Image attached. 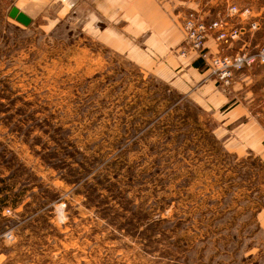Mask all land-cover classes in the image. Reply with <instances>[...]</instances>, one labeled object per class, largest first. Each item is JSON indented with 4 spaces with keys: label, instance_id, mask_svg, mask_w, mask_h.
Returning a JSON list of instances; mask_svg holds the SVG:
<instances>
[{
    "label": "rangeland",
    "instance_id": "1",
    "mask_svg": "<svg viewBox=\"0 0 264 264\" xmlns=\"http://www.w3.org/2000/svg\"><path fill=\"white\" fill-rule=\"evenodd\" d=\"M228 1L259 11L264 44V0ZM9 9L0 264H264V166L225 152L189 104L176 120V96L79 22L23 26Z\"/></svg>",
    "mask_w": 264,
    "mask_h": 264
},
{
    "label": "crops",
    "instance_id": "2",
    "mask_svg": "<svg viewBox=\"0 0 264 264\" xmlns=\"http://www.w3.org/2000/svg\"><path fill=\"white\" fill-rule=\"evenodd\" d=\"M219 5L209 0L162 4L156 0H0L1 7H17L31 23L79 22L82 31L93 32L106 47L165 86L164 92L176 96L174 102L168 101L176 120L182 104H189L209 118L207 133L225 152L264 166V66L237 72L231 86L223 88L198 54L184 44L181 25L185 13L197 9L213 19L224 11ZM254 14L259 20V11ZM261 39L253 32L222 49L211 37L205 44L212 52L231 53ZM188 115L182 114L181 120L190 119ZM191 117L198 125L199 116ZM258 186L264 192V180ZM262 215L264 206L257 212Z\"/></svg>",
    "mask_w": 264,
    "mask_h": 264
},
{
    "label": "built area",
    "instance_id": "3",
    "mask_svg": "<svg viewBox=\"0 0 264 264\" xmlns=\"http://www.w3.org/2000/svg\"><path fill=\"white\" fill-rule=\"evenodd\" d=\"M165 3L169 0H156ZM216 3L224 2V11L216 18L197 9H189L183 18L181 30L186 48L198 54L204 64L211 70L212 75L223 88L231 86L234 76L246 68L264 66V44L245 47L231 53L212 52L206 46L208 38H213L218 48L229 46L232 42L241 39L259 29V20L250 7H240L228 0H209ZM239 18V22L232 21ZM183 49L181 54H185ZM6 213L11 209L6 208ZM11 237V233L5 236Z\"/></svg>",
    "mask_w": 264,
    "mask_h": 264
},
{
    "label": "water",
    "instance_id": "4",
    "mask_svg": "<svg viewBox=\"0 0 264 264\" xmlns=\"http://www.w3.org/2000/svg\"><path fill=\"white\" fill-rule=\"evenodd\" d=\"M8 16L23 26H28L31 23V19L15 6L10 8Z\"/></svg>",
    "mask_w": 264,
    "mask_h": 264
},
{
    "label": "trees",
    "instance_id": "5",
    "mask_svg": "<svg viewBox=\"0 0 264 264\" xmlns=\"http://www.w3.org/2000/svg\"><path fill=\"white\" fill-rule=\"evenodd\" d=\"M3 191V189L2 188H0V192H2ZM6 191H11V188H8ZM4 192V191H3ZM8 198V194H5V196L2 198V199H0V210H1V206L3 205V202L6 200ZM13 205H14V203H13Z\"/></svg>",
    "mask_w": 264,
    "mask_h": 264
}]
</instances>
